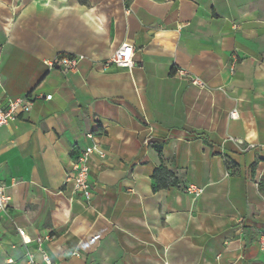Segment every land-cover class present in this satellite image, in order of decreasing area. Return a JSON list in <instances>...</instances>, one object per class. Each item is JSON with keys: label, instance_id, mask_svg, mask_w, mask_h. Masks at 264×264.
I'll return each instance as SVG.
<instances>
[{"label": "crops", "instance_id": "0c3cea01", "mask_svg": "<svg viewBox=\"0 0 264 264\" xmlns=\"http://www.w3.org/2000/svg\"><path fill=\"white\" fill-rule=\"evenodd\" d=\"M28 95L0 127V264H264V0H0V108ZM91 145L85 201L64 179Z\"/></svg>", "mask_w": 264, "mask_h": 264}, {"label": "built area", "instance_id": "2783aa9c", "mask_svg": "<svg viewBox=\"0 0 264 264\" xmlns=\"http://www.w3.org/2000/svg\"><path fill=\"white\" fill-rule=\"evenodd\" d=\"M84 60V57H59L53 63L50 64V68L59 70L63 73H72L77 71L78 64ZM110 65H114L119 68H126L132 66V47L129 45H122L110 59L106 61L104 67L107 68ZM179 75L186 78L191 85L205 88V84L197 77L191 76L185 70H179ZM51 96H46L45 100H50ZM31 108V100L29 95L24 99H16L8 101L5 108H0V127L8 125L10 122L16 120L21 113H28ZM231 117H235L233 112ZM90 138L89 135H87ZM238 142V141H236ZM239 143V142H238ZM97 156L102 159L105 157V153L96 145H91L85 148L81 154L73 161L71 165V172L66 174L64 184H71L73 192L80 195L85 201L91 199L92 193L89 183V168L88 161L91 156ZM186 193L193 197V199L199 197L203 190L190 186L186 190ZM10 202V197L5 193V186L0 182V213H5ZM17 234L22 240L23 244L28 245L32 241L26 236L25 231L20 228H16ZM50 236L37 237L34 242L40 247L44 242L49 241ZM259 250L264 254V233L258 239ZM27 260L30 264H34L33 258L30 254H27ZM42 260L45 264H51L47 255L42 253Z\"/></svg>", "mask_w": 264, "mask_h": 264}, {"label": "trees", "instance_id": "16d2710c", "mask_svg": "<svg viewBox=\"0 0 264 264\" xmlns=\"http://www.w3.org/2000/svg\"><path fill=\"white\" fill-rule=\"evenodd\" d=\"M152 178L156 182L154 189H164L177 183L175 176L163 166L154 171Z\"/></svg>", "mask_w": 264, "mask_h": 264}]
</instances>
